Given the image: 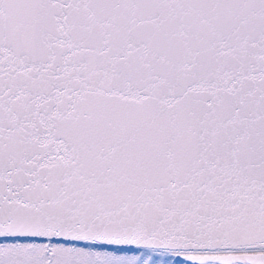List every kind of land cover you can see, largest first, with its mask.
<instances>
[{
	"label": "snow or ice",
	"instance_id": "obj_1",
	"mask_svg": "<svg viewBox=\"0 0 264 264\" xmlns=\"http://www.w3.org/2000/svg\"><path fill=\"white\" fill-rule=\"evenodd\" d=\"M0 264H264V0H0Z\"/></svg>",
	"mask_w": 264,
	"mask_h": 264
},
{
	"label": "rangeland",
	"instance_id": "obj_2",
	"mask_svg": "<svg viewBox=\"0 0 264 264\" xmlns=\"http://www.w3.org/2000/svg\"><path fill=\"white\" fill-rule=\"evenodd\" d=\"M0 242H3V241H0Z\"/></svg>",
	"mask_w": 264,
	"mask_h": 264
}]
</instances>
